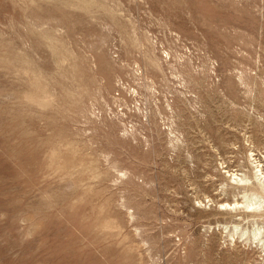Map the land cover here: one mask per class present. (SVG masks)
<instances>
[{
  "label": "rangeland",
  "instance_id": "1",
  "mask_svg": "<svg viewBox=\"0 0 264 264\" xmlns=\"http://www.w3.org/2000/svg\"><path fill=\"white\" fill-rule=\"evenodd\" d=\"M262 176L264 0H0V264H264Z\"/></svg>",
  "mask_w": 264,
  "mask_h": 264
},
{
  "label": "bare ground",
  "instance_id": "2",
  "mask_svg": "<svg viewBox=\"0 0 264 264\" xmlns=\"http://www.w3.org/2000/svg\"><path fill=\"white\" fill-rule=\"evenodd\" d=\"M261 173V172H260ZM260 175H262V174H260ZM261 177V176H260ZM262 179H264V177L262 176ZM260 203V202H259ZM234 204V203H233ZM236 204H238V203H236ZM224 205V204H223ZM256 205V204H255ZM248 207V206H247ZM227 208V207H226ZM249 208V207H248ZM251 208V207H250ZM260 208V207H259ZM257 236V235H256Z\"/></svg>",
  "mask_w": 264,
  "mask_h": 264
}]
</instances>
